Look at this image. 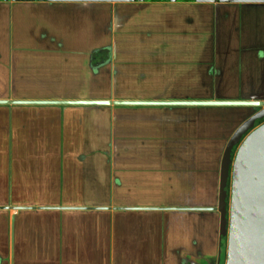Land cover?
<instances>
[{
  "label": "crops",
  "instance_id": "obj_1",
  "mask_svg": "<svg viewBox=\"0 0 264 264\" xmlns=\"http://www.w3.org/2000/svg\"><path fill=\"white\" fill-rule=\"evenodd\" d=\"M0 100H264V2L0 0ZM253 112L0 103V264H221Z\"/></svg>",
  "mask_w": 264,
  "mask_h": 264
},
{
  "label": "water",
  "instance_id": "obj_2",
  "mask_svg": "<svg viewBox=\"0 0 264 264\" xmlns=\"http://www.w3.org/2000/svg\"><path fill=\"white\" fill-rule=\"evenodd\" d=\"M36 1V0H24ZM42 1V0H38ZM84 1V0H45ZM161 1V0H85ZM264 2V0H174ZM0 103L60 104H157V105H240L264 106V100H0ZM264 108L245 121L229 140L222 159L219 181L220 236L228 237L226 264H264ZM244 137V139H243ZM240 144L234 156V148ZM231 182V191L228 184Z\"/></svg>",
  "mask_w": 264,
  "mask_h": 264
},
{
  "label": "flooded vegetation",
  "instance_id": "obj_3",
  "mask_svg": "<svg viewBox=\"0 0 264 264\" xmlns=\"http://www.w3.org/2000/svg\"><path fill=\"white\" fill-rule=\"evenodd\" d=\"M264 108V106H254V112L251 114V115H249L243 122H242V124L245 122V121H247V120H249L252 116H254V115H256V113H258L260 110H262ZM264 122V117H256V119H255V121H254V126L253 127H251L247 132H246V134L244 135V137L253 129V128H255V127H257L258 125H260V124H262ZM241 124V125H242ZM233 136V135H232ZM244 137H243V139H244ZM231 139V138H230ZM239 145L240 144H237L236 146H235V148L238 146L239 147ZM235 148H234V152H235ZM228 191L230 192L231 191V182H229V184H228ZM224 238H228V237H224ZM222 239V243H223V238H221ZM223 257H224V247H223Z\"/></svg>",
  "mask_w": 264,
  "mask_h": 264
},
{
  "label": "rangeland",
  "instance_id": "obj_4",
  "mask_svg": "<svg viewBox=\"0 0 264 264\" xmlns=\"http://www.w3.org/2000/svg\"><path fill=\"white\" fill-rule=\"evenodd\" d=\"M258 126H259V125H258ZM237 150H238V146L235 148L234 156H235ZM225 248L227 249V247H224V257H223V261H222L221 264H226V263H227V253H226V251H225Z\"/></svg>",
  "mask_w": 264,
  "mask_h": 264
},
{
  "label": "trees",
  "instance_id": "obj_5",
  "mask_svg": "<svg viewBox=\"0 0 264 264\" xmlns=\"http://www.w3.org/2000/svg\"><path fill=\"white\" fill-rule=\"evenodd\" d=\"M223 247H227V249L225 248V251L227 253V250H228V238H223Z\"/></svg>",
  "mask_w": 264,
  "mask_h": 264
}]
</instances>
